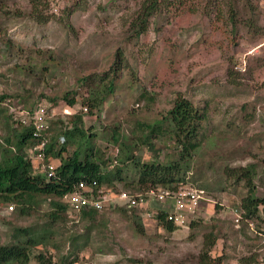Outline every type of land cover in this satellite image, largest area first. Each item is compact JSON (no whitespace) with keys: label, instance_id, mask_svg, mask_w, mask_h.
Instances as JSON below:
<instances>
[{"label":"rangeland","instance_id":"rangeland-1","mask_svg":"<svg viewBox=\"0 0 264 264\" xmlns=\"http://www.w3.org/2000/svg\"><path fill=\"white\" fill-rule=\"evenodd\" d=\"M143 1L48 0L41 8L51 19L39 23L29 18L30 0H0V94L14 101L2 104L0 161L9 122L17 126L19 116H27L26 110L36 104L46 121L67 120L68 114L81 110L87 93L81 79L108 72L122 50L126 67L118 70L116 90L91 114L87 111L84 127L97 133L94 144L115 165L122 162V144L142 161L165 163L177 158L176 145L167 135H152L145 142L150 129L141 124L164 118L178 96L189 98L208 117L198 135L202 146L183 182L206 188L210 200L191 216L188 226L169 232L156 219L162 203L146 196L136 208L145 233L132 214L107 202L93 222L71 207L53 222L50 198L39 197L28 214L16 203L0 200L1 244L14 243L18 227L43 231L49 224L52 229L47 244L32 248L27 264H41L39 254L57 263L68 257V264H202L205 237L212 231L218 235L212 259L223 256L221 264H232L258 244L247 226L236 225V210L248 187L236 178L234 168L255 164L261 172L257 195H264L263 1L164 0L148 30L136 37L129 27ZM27 53L47 69L33 74V67L30 75L21 71L19 63L29 69ZM69 90L79 92L74 107L62 99ZM50 98H60L58 105ZM34 162L43 172V165ZM51 162L57 165L59 159ZM124 171V181L116 183L119 190L145 195L133 164ZM80 234L85 247L73 252V237Z\"/></svg>","mask_w":264,"mask_h":264},{"label":"trees","instance_id":"trees-1","mask_svg":"<svg viewBox=\"0 0 264 264\" xmlns=\"http://www.w3.org/2000/svg\"><path fill=\"white\" fill-rule=\"evenodd\" d=\"M163 1L144 0L141 3L140 9L133 17L129 27L133 32V36L139 37L148 30L152 18L161 12ZM30 2L32 8L29 18L39 23H44L51 19L49 14L46 13L45 7L41 8L42 6H48V0H30ZM259 2L262 3V0H259ZM171 7L167 6V8ZM232 10L236 11L235 9ZM232 19H236V16L232 15ZM251 25L253 26V24ZM9 47H12L10 42ZM25 58L29 61V69L27 66L22 65L21 67L20 63L18 68L21 71L27 70V75H30V70L33 67L36 68L33 74L47 69L46 64H42L39 59L34 61L29 53L25 54ZM125 67L124 53L122 50H118L116 60L108 72L92 74L81 79L82 85L87 89V93L81 100V110L68 114L67 120L53 118L46 121L45 129L40 133H36L32 120L23 122L21 115L17 126L12 125L14 121H11L12 123L9 122L10 133L5 137L4 157L0 161L1 201L14 202L20 207L22 214H28L31 213L34 203L39 197L50 198L54 209L50 215L55 219L53 222H57L62 217V214L69 209V204L65 200L66 196L73 193L79 181L85 180L91 185L96 195L106 192L113 198L112 202L108 203L110 207H114L129 215L132 214L134 222L140 226L138 230L141 233H145L143 218L136 209L137 207L128 208L125 205H121L117 200L122 190H119L116 183L124 181L125 176L123 173L125 172V167L130 163L133 164L140 174L137 182L140 186L146 188L145 193L154 188L176 189L179 185L185 183L183 181L191 169L192 159L202 146L198 135L202 122L207 119L208 115L206 110H201L194 101L182 95L178 96L174 101L173 107L164 118L156 120L152 124H141L150 129L147 134H144L145 142L149 141L152 135L155 137L167 135L168 139L176 145L175 148L178 150L177 158L170 157L165 163L158 159L145 162L139 156L133 154L135 151L131 150L130 146L122 144L120 154L123 155V159L120 165H115L113 158H106L102 149L94 144L93 139L97 136V133L86 129L84 124L87 111L91 114L95 108L100 107L115 92L118 70H124ZM8 96L7 94H0V114L4 111L3 103L14 102L12 99L7 98ZM78 96V91L69 90L65 92L62 99L65 100L68 106L74 107L79 102ZM19 99L18 97L17 101ZM24 100L27 101V98H24ZM50 100L57 106L60 98H50ZM29 108L28 112L33 115L36 111L35 108H39V106L36 104ZM10 116L13 117L12 114ZM114 137L118 141L119 134L116 133ZM43 140L46 141L44 147L46 163L59 159L55 174L50 178L47 177L46 172L37 171L34 158L32 157L34 146L41 144ZM71 146L74 147L73 152L69 151ZM151 148L154 149L153 144ZM234 170H237L238 175L235 172L236 178L238 180L244 179L248 187V194L242 198L239 207H237L243 217L239 221L235 220L237 222L236 225L237 227L247 226L249 230L247 232L250 237L257 239L258 244L256 243V246L252 247L248 254L231 263H259L264 245L260 235L251 229L248 219L259 218V206L264 205V195H257L258 186L256 179L261 172L256 169L255 164L239 166L237 169L234 168ZM94 181L97 182V185L93 184ZM99 211L101 210L96 208L83 210L81 218L92 220L93 222L97 218ZM158 211L156 219L159 225L169 232L189 225V222L184 225H176L173 221L168 220L165 210L159 209ZM259 226H264V223L260 222ZM242 230L244 229L242 228ZM51 231L49 224L43 231L34 227L16 228L14 243H0V264L29 263L32 248L46 243L48 241L46 236H50ZM82 237L83 234L73 237V242L75 243L73 252L85 247V244L82 246L80 242ZM217 239L218 235L214 231L206 235L204 241L206 251L203 252L202 264H221L223 256L214 259L211 256V251ZM37 259L41 264H68V257L63 258L60 263L43 254L37 255ZM74 261L72 260L70 263H74Z\"/></svg>","mask_w":264,"mask_h":264},{"label":"built area","instance_id":"built-area-1","mask_svg":"<svg viewBox=\"0 0 264 264\" xmlns=\"http://www.w3.org/2000/svg\"><path fill=\"white\" fill-rule=\"evenodd\" d=\"M263 6H264V0ZM87 110V109H85ZM35 112V114H29L28 117L24 116L22 118L23 122L32 120L36 128V133H40L45 129L46 118L45 113ZM38 114V115H36ZM46 141L43 140L41 144L35 145L32 150V157L34 160L43 165V172L47 174V177L50 178L55 174L57 165L52 162L46 163V153L44 147ZM94 185H97V182H93ZM208 191L203 187L191 186L185 183L179 185L176 189H158L154 188L146 192L145 195L141 194H132L131 192L122 190L117 200L121 205H125L128 208L138 207L145 201L146 196L155 198L156 201L162 203L163 210L167 212V218L170 221H173L176 225L186 224L192 215H194L202 205L209 201ZM68 200L69 207H71L76 212H82L83 210L96 208L101 210L104 207V202L111 203L112 197L109 196L106 192L96 195L91 185L85 181L81 180L78 182L77 186L73 193L66 196ZM107 199V201H106ZM105 204V205H106ZM260 215L257 219H248L249 225L252 230H254L258 235H260L262 243L264 245V226H259L260 222L264 223V205L259 206ZM236 221H239L243 217L242 213L236 210ZM264 247V246H263ZM233 264H249V263H233ZM251 264H264V257L260 259L259 263Z\"/></svg>","mask_w":264,"mask_h":264},{"label":"clouds","instance_id":"clouds-1","mask_svg":"<svg viewBox=\"0 0 264 264\" xmlns=\"http://www.w3.org/2000/svg\"><path fill=\"white\" fill-rule=\"evenodd\" d=\"M26 111L28 112V110H26ZM36 111H38V110H36ZM36 111H35V112H36ZM29 114H30V112H29ZM34 114H35V113H34ZM58 164H59V163H58ZM58 164H57V165H58ZM205 189H206V188H205ZM69 209H70V207H69Z\"/></svg>","mask_w":264,"mask_h":264}]
</instances>
